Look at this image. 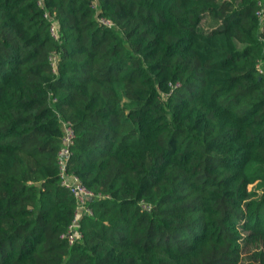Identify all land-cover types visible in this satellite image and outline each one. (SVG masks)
Wrapping results in <instances>:
<instances>
[{
    "label": "trees",
    "instance_id": "obj_1",
    "mask_svg": "<svg viewBox=\"0 0 264 264\" xmlns=\"http://www.w3.org/2000/svg\"><path fill=\"white\" fill-rule=\"evenodd\" d=\"M259 1L0 0V264H264Z\"/></svg>",
    "mask_w": 264,
    "mask_h": 264
},
{
    "label": "built area",
    "instance_id": "obj_2",
    "mask_svg": "<svg viewBox=\"0 0 264 264\" xmlns=\"http://www.w3.org/2000/svg\"><path fill=\"white\" fill-rule=\"evenodd\" d=\"M40 5L41 2L39 1ZM92 8L96 7V4L92 2ZM259 9L256 12V16L259 18L261 24H264V3L258 2ZM100 24L111 27L112 24L105 20L99 19ZM50 34L57 40L58 39V27L55 22L50 25ZM52 65L55 64L54 56L51 57ZM62 138L61 147L57 153L56 166L58 171L59 185L66 189L75 201V208L70 223L68 224L65 232L61 235V239L66 241L67 245L73 246L82 242V234L79 229V221L82 215H92L89 203L96 197L91 191H89L80 181V179L68 171V159L71 154L70 147L73 144L74 133L71 125L68 122H61Z\"/></svg>",
    "mask_w": 264,
    "mask_h": 264
}]
</instances>
